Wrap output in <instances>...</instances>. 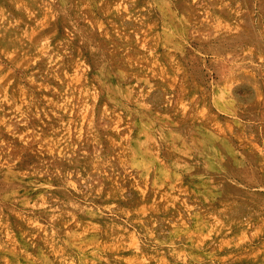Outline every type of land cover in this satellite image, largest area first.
<instances>
[{"label":"rangeland","instance_id":"1","mask_svg":"<svg viewBox=\"0 0 264 264\" xmlns=\"http://www.w3.org/2000/svg\"><path fill=\"white\" fill-rule=\"evenodd\" d=\"M0 264H264V0H0Z\"/></svg>","mask_w":264,"mask_h":264}]
</instances>
